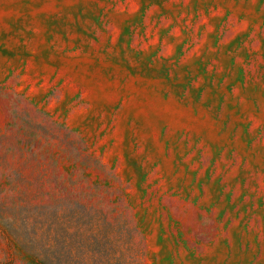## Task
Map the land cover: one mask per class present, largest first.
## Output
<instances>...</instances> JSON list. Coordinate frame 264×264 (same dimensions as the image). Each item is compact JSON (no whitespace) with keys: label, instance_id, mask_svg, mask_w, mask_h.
Returning a JSON list of instances; mask_svg holds the SVG:
<instances>
[{"label":"rangeland","instance_id":"374dc122","mask_svg":"<svg viewBox=\"0 0 264 264\" xmlns=\"http://www.w3.org/2000/svg\"><path fill=\"white\" fill-rule=\"evenodd\" d=\"M0 264H264V0H0Z\"/></svg>","mask_w":264,"mask_h":264}]
</instances>
